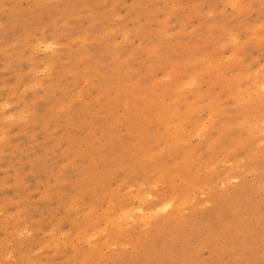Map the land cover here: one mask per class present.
<instances>
[{
    "label": "rangeland",
    "instance_id": "obj_1",
    "mask_svg": "<svg viewBox=\"0 0 264 264\" xmlns=\"http://www.w3.org/2000/svg\"><path fill=\"white\" fill-rule=\"evenodd\" d=\"M0 264H264V0H0Z\"/></svg>",
    "mask_w": 264,
    "mask_h": 264
}]
</instances>
